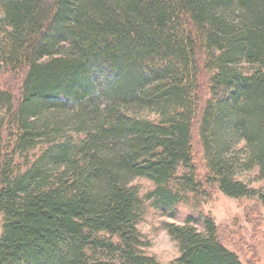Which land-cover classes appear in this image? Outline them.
<instances>
[{
  "label": "trees",
  "instance_id": "obj_1",
  "mask_svg": "<svg viewBox=\"0 0 264 264\" xmlns=\"http://www.w3.org/2000/svg\"><path fill=\"white\" fill-rule=\"evenodd\" d=\"M211 187L264 206V0H0V264H163ZM202 219L167 264H245Z\"/></svg>",
  "mask_w": 264,
  "mask_h": 264
},
{
  "label": "rangeland",
  "instance_id": "obj_2",
  "mask_svg": "<svg viewBox=\"0 0 264 264\" xmlns=\"http://www.w3.org/2000/svg\"><path fill=\"white\" fill-rule=\"evenodd\" d=\"M145 116H154L144 113ZM79 135H73L78 138ZM199 167H203L201 160ZM237 177L251 187L259 188L257 168L238 172ZM132 184L139 189L142 197L154 188V183L147 178H137ZM209 197L201 203H179L173 214L163 213L145 201L146 214L138 228L147 245L143 248L148 255L154 256L163 264L179 256L177 242L170 236L164 224H183L189 216L200 231H204L202 216L211 215L219 226L220 237L231 250L239 253L245 264H264V206L254 198L236 199L222 193L217 187L208 189ZM199 201V202H200ZM3 217L0 214V235Z\"/></svg>",
  "mask_w": 264,
  "mask_h": 264
}]
</instances>
